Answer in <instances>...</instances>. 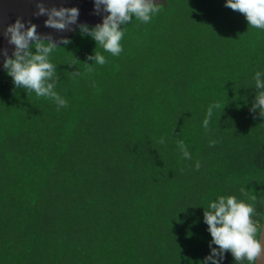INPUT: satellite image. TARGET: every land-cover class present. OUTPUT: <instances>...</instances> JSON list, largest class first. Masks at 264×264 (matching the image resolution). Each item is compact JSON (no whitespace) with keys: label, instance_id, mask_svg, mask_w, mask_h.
<instances>
[{"label":"trees","instance_id":"1","mask_svg":"<svg viewBox=\"0 0 264 264\" xmlns=\"http://www.w3.org/2000/svg\"><path fill=\"white\" fill-rule=\"evenodd\" d=\"M225 3L157 4L125 25L119 56L97 49L103 66L84 64L97 46L78 32L53 54L59 110L1 70L0 264H201L203 207L241 188L263 222L264 118L250 109L264 31Z\"/></svg>","mask_w":264,"mask_h":264},{"label":"clouds","instance_id":"2","mask_svg":"<svg viewBox=\"0 0 264 264\" xmlns=\"http://www.w3.org/2000/svg\"><path fill=\"white\" fill-rule=\"evenodd\" d=\"M36 7L37 17L47 16L45 27L64 32L72 30L71 26L75 25L82 38L90 37L95 42L97 47L94 53L87 57L92 63H84L89 68L107 63L105 55L98 48L114 57L123 52L121 41L125 35V25L133 20L149 24L160 12L155 0H94V14L102 16V23L89 26L78 24L80 13L76 7L48 9L43 3H37ZM225 7L243 14L249 28L264 31V0H226ZM3 35L14 46L11 58L6 50L0 53L4 56L3 68L12 78L14 86L23 89L28 95L34 93L37 98L52 100L57 110L67 107V101L55 90L58 76L53 54L57 49H64L60 45L67 46L71 40L66 37L57 39L51 34H38L35 24L29 21L26 26L21 19L9 25ZM72 75L79 76L80 73L76 71ZM252 79L256 95L250 111L258 112L264 118V71H256ZM212 115L210 108L203 127H208ZM214 143L210 142V146ZM176 144L181 157L191 160V153L183 140H177ZM194 166L197 170L201 167L199 162ZM240 193L246 199L235 195H220L214 200L210 199L207 206L203 207V222L208 226L207 231L212 239L208 245L210 253L201 264H223L226 253L232 255L236 264H259L264 255L262 231L256 220V204L246 202L256 198L249 197L244 188L240 189Z\"/></svg>","mask_w":264,"mask_h":264},{"label":"water","instance_id":"3","mask_svg":"<svg viewBox=\"0 0 264 264\" xmlns=\"http://www.w3.org/2000/svg\"><path fill=\"white\" fill-rule=\"evenodd\" d=\"M156 4L166 5L167 0H155ZM37 3H43L46 8L51 9L56 7L79 9L78 24L96 25L102 23V16L94 14V0H0V53L4 50L7 51L8 57H12L14 46L8 43V40L4 37V30L11 24H14L17 19H21L27 26V23L31 21L32 24L37 26L38 34H51L55 38L66 37L69 40L73 38L79 29L73 25L72 30L57 32L54 29L47 28L44 25V21L47 16L37 17L35 13L38 11ZM4 56L0 55V72L3 69ZM261 239L262 248H264V217L261 226ZM259 264H264V255L259 260Z\"/></svg>","mask_w":264,"mask_h":264},{"label":"rangeland","instance_id":"4","mask_svg":"<svg viewBox=\"0 0 264 264\" xmlns=\"http://www.w3.org/2000/svg\"><path fill=\"white\" fill-rule=\"evenodd\" d=\"M262 201L264 203V197L262 198ZM256 220H257V226H258V228L261 229L262 223H261L260 219H256Z\"/></svg>","mask_w":264,"mask_h":264}]
</instances>
